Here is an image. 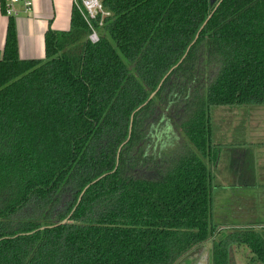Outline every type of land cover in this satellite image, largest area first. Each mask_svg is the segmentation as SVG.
Wrapping results in <instances>:
<instances>
[{
	"label": "trees",
	"instance_id": "trees-1",
	"mask_svg": "<svg viewBox=\"0 0 264 264\" xmlns=\"http://www.w3.org/2000/svg\"><path fill=\"white\" fill-rule=\"evenodd\" d=\"M102 2L98 42L74 6L43 60L9 24L0 264H264L262 218L216 221L212 141L214 107L264 108V0Z\"/></svg>",
	"mask_w": 264,
	"mask_h": 264
},
{
	"label": "rangeland",
	"instance_id": "rangeland-1",
	"mask_svg": "<svg viewBox=\"0 0 264 264\" xmlns=\"http://www.w3.org/2000/svg\"><path fill=\"white\" fill-rule=\"evenodd\" d=\"M212 125L213 145L221 150L219 165L214 171L218 185L213 190L216 221L231 228L232 223L247 218L264 220V108L244 113L237 107H214ZM238 163L247 176L241 181L233 172ZM252 177L258 182L255 186H252ZM211 248L212 241H209L180 264H209ZM246 255V251L236 255L237 264Z\"/></svg>",
	"mask_w": 264,
	"mask_h": 264
},
{
	"label": "crops",
	"instance_id": "crops-1",
	"mask_svg": "<svg viewBox=\"0 0 264 264\" xmlns=\"http://www.w3.org/2000/svg\"><path fill=\"white\" fill-rule=\"evenodd\" d=\"M33 4L31 14H22L18 18H13L5 15L4 3L3 0H0V60L5 50L11 20L16 26L21 60L45 59L47 32L71 29V16L75 0H33ZM238 178L241 181L245 177L239 175Z\"/></svg>",
	"mask_w": 264,
	"mask_h": 264
},
{
	"label": "built area",
	"instance_id": "built-area-1",
	"mask_svg": "<svg viewBox=\"0 0 264 264\" xmlns=\"http://www.w3.org/2000/svg\"><path fill=\"white\" fill-rule=\"evenodd\" d=\"M5 15L18 18L22 14H31L33 0H3ZM75 6L81 11L91 30L89 39L93 43L99 41V33L93 21L99 19V25H103L104 18L109 16L102 0H75Z\"/></svg>",
	"mask_w": 264,
	"mask_h": 264
},
{
	"label": "water",
	"instance_id": "water-1",
	"mask_svg": "<svg viewBox=\"0 0 264 264\" xmlns=\"http://www.w3.org/2000/svg\"><path fill=\"white\" fill-rule=\"evenodd\" d=\"M217 0H211L212 4H215ZM212 17V15L207 19V21L205 22V25L207 24V22L210 20V18ZM204 25V26H205ZM198 38V37H197Z\"/></svg>",
	"mask_w": 264,
	"mask_h": 264
}]
</instances>
